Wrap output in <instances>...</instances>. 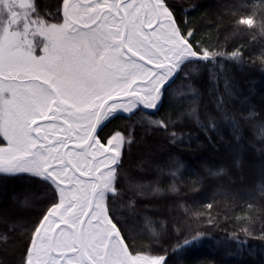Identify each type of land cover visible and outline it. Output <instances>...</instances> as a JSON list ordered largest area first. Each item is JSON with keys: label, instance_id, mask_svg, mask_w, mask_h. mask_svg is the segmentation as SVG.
Here are the masks:
<instances>
[{"label": "snow or ice", "instance_id": "obj_1", "mask_svg": "<svg viewBox=\"0 0 264 264\" xmlns=\"http://www.w3.org/2000/svg\"><path fill=\"white\" fill-rule=\"evenodd\" d=\"M167 2L170 10H173V18L179 21L177 27H180V23L185 25L186 31L182 30L180 35L187 37L188 43L192 45V51L186 56L178 58V63H172L167 72L161 70L155 76L144 81L143 86L147 90L140 93L131 108L122 109L117 113V115L122 113L127 116L130 121L129 125L124 129H114L113 133H109L107 137L100 136L103 126L96 130V136L102 144L106 143L107 139L111 138L117 131H120L124 137L119 148H116V145L110 146L115 151L109 154L112 157L114 173L109 196L112 197L113 205L118 202L120 208L114 209L112 206L106 205L108 218L113 226L110 237L112 251L121 254L118 264H148L149 261L152 264H173L169 253L183 251L193 243H212L215 240L214 237L208 235L207 231H200L196 228L189 231L180 226L179 218L187 217L189 223H192L194 222L193 218L197 219L200 215L194 213L192 209H187L186 212L179 210V200H187V197H179V192L183 191V187L178 188L177 186L187 174V170L194 169V174L189 175L196 176L202 185L205 184V172L211 175H219L224 172L223 167L213 170L207 160H202L197 165L186 153L179 150L178 145L186 142L185 137L189 143L197 136L193 137L190 132L177 133L175 131L177 126L182 125L183 119L173 121L172 131L169 133L171 138L164 140V143L172 150L160 153L133 154V148L137 144L139 120L144 119L145 114H147L146 118L150 120L149 127L164 131L169 129V123L163 118L164 116H180L178 111L175 113L164 111L159 123L151 119V117L161 114L166 91L169 93V99L173 106L180 105L183 107L185 100L191 102L190 111L187 115L194 117V126L204 129V132L200 134L203 135L205 142H209V145L215 139L211 135L213 131L218 130L222 124L230 127L231 135L226 143L237 145L241 152L245 146L251 148L261 160V173L264 176V105L257 110L255 105L249 104L247 108L242 107L239 112H235L228 107L224 95L227 93V98L243 97L240 100L243 105L247 101L245 93L251 95L256 90V85L248 77L245 76L243 80L238 82L233 73L235 67H247L250 63L252 67L264 68V42L261 43L259 49L255 46L252 47V52L258 51L259 53V63L256 64L253 63L256 58L252 52H249L248 59H245V45H248V40L244 39V44H241L240 39L234 37L244 35L255 40L257 33L264 36V11L256 14L253 12L254 7L264 4V0H258V3H254V0H238L237 8L233 9L236 13V18L233 20L236 28L232 33L225 36L219 48L213 46L211 49L207 46H200L203 42L196 38L197 29L189 26L190 17H193V13L197 12L200 3L197 0H191L190 3L183 5L173 4L171 0H167ZM177 10L181 14L179 17L176 14ZM58 14L63 19V0H60ZM257 14L260 16L259 27L256 23ZM148 67L155 71L154 65H148ZM229 69L232 71L230 72ZM248 71L251 72V68H248ZM261 75L264 77V71L261 72ZM157 77H159L158 80ZM153 80H157V82L153 83ZM205 80L209 87L206 92H202L196 85ZM178 81H181L182 87L187 90L186 96L177 97L175 95L176 90H173V85L177 86ZM138 84H140L139 81L133 84L131 90L139 91ZM221 84L223 87H220ZM205 96L209 98L210 104L202 109L201 104ZM212 99L216 102L212 103ZM205 133L207 134L205 135ZM219 139L224 141L225 136L219 135ZM0 148L4 149V159L0 161V175L25 178L24 183H18L9 189L0 191V243L5 245L10 242L15 243L14 237L20 233L22 239L18 249L19 259L18 262L13 261V264H34L32 259L33 233L38 226L39 219H42L43 213L31 220L30 224H26L23 222L29 216L26 206L30 200L48 195L51 197L48 201L49 206L59 203L60 186L53 183L46 174L42 175L34 171L25 158L24 150L11 144L8 139L0 137ZM73 148L74 143L69 142L68 149ZM233 162L239 166L240 159L238 157L233 158ZM58 165H62L63 169L79 176V173H76L72 166V160L63 158H57L54 163L50 164L48 172L55 175ZM165 170H169L171 175H165ZM81 171L84 169L81 168ZM177 173H179V178ZM161 176L165 181H175L171 187L177 195L170 197L174 201L171 213L166 209L160 211L158 207L160 202L156 199V193L159 192V189H154L153 185L158 182V178ZM62 179L66 184L69 182L68 177H62ZM39 185H43V187H38ZM212 206V203L207 205L208 209H211ZM117 212L122 218H118ZM90 215L91 210L87 213H81L85 222ZM157 215L163 216L164 221L153 219ZM77 219L79 220L80 217ZM145 221L149 224L162 225L167 230L166 238L160 240L154 229L149 230L144 226ZM207 222L209 224L214 223L211 215L208 216ZM29 228L31 232H28ZM150 231L157 239V247L141 250L132 247L137 233ZM25 235L26 238H23ZM39 239L40 237L37 236L36 240L39 241ZM229 239L237 240L238 247L235 249L225 248L224 254L228 257H234L242 252V246L247 241H240L236 234L230 236ZM223 244L224 241L219 240L213 246L220 249ZM0 264H4V261H0ZM203 264H207V262H203ZM213 264H217V261H214Z\"/></svg>", "mask_w": 264, "mask_h": 264}, {"label": "trees", "instance_id": "obj_2", "mask_svg": "<svg viewBox=\"0 0 264 264\" xmlns=\"http://www.w3.org/2000/svg\"><path fill=\"white\" fill-rule=\"evenodd\" d=\"M162 2L173 17V10H170L167 0H162ZM171 2L183 5L190 3L191 0H171ZM197 2L200 3V7L197 12L193 13V17H190L189 26L197 29L196 38L203 42L200 45L201 47L207 46L211 49L215 46L219 48L225 36L232 33L236 28L233 24L236 13H234L233 9L237 8L238 0H197ZM254 3H258V0H254ZM1 6H3L2 0H0V32L4 27L5 18H7L4 7ZM59 7L60 0H31V6L22 11L23 22H30L29 20L35 19L43 23H59L61 21V17L58 14ZM260 11H264V4H260L253 9L254 14ZM176 14L177 17L181 15L178 10ZM173 20L177 26L179 21L174 18ZM259 21L260 16L257 14V27H259ZM178 30L179 32L182 30L186 31L185 25L180 23ZM183 37L187 40L186 36ZM234 38L240 39L241 44H244V39L248 40V45H245V59H248V53L252 52L253 46L259 49L261 43L264 42V36L259 33H257L255 40L244 35ZM190 46L192 48V45ZM252 55L256 58L253 63L258 64V51L252 52ZM248 68H251V72L248 71ZM229 71L231 72L232 69H229ZM234 71L233 76L238 82L246 76L256 85V90L251 95L245 93L247 101L243 105L240 103L243 97L227 98V93H224L228 107L231 111L239 112L242 107L247 108L251 104L255 105L256 109L259 110L264 105V77L261 75L264 68L252 67L250 63L247 67H235ZM196 86L202 92H206L209 84L205 80L198 82ZM220 87H223V84ZM173 90H176L175 95L177 97L187 95V90L182 87L181 81L177 82V86L173 85ZM211 102L215 103L216 101L212 99ZM183 103V107H180V105L173 106L172 101L169 99V93L165 92L161 114L151 117V119L159 123L164 111H172L174 113L178 111L180 116H164L163 118L169 123L168 131H164L154 130L149 127L150 120L146 118L147 114H145V118L139 120L140 127L137 128V144L133 148V154L138 155L144 152L160 153L172 150L164 143V140L171 138L169 133L172 131L171 125L173 121L182 118V125L177 126L175 131L177 133L190 132L193 137L197 136L189 143L187 142V137H185L186 142L178 145L179 150L182 153H186L197 165L202 160H207L213 170L223 167L224 172L219 175H211L205 172V184L202 185L198 182L196 176L189 175L194 174L195 170L189 169L183 180H181L180 185L177 186L178 188L183 187V191L179 192V197H187V200H179V210L186 212L187 209H192L194 213L200 214L197 219L193 218L194 222L192 223H189L187 217L179 218L180 226L189 231L193 228L207 231L208 235L214 237L215 240L212 243H193L188 245L183 251L169 253L170 260L173 264H203V262L213 264L214 261H217V264H262V261H264V176L261 173V160L247 146L241 152L237 145L226 143L231 135V128L223 124L218 130L211 133L215 139L209 145V142H205L203 135L200 134L204 132V129L194 126V117L187 115L190 111L191 102L185 100ZM209 104L210 100L205 96L201 108L203 109ZM127 118L126 116L114 117L102 127L100 136L107 137L109 133H113L114 129H124L130 123ZM115 134L121 135L124 139L120 131L115 132ZM219 135H224L225 140L221 141ZM236 157L240 159L239 166L233 162V158ZM165 175H171V172L165 170ZM177 177L179 178V173H177ZM24 182L25 178L0 175V191ZM173 184H175V181H165L163 176H161L158 178V182L153 185L154 189H159V192L156 193V199L160 202L158 205L160 211L166 209L171 213L173 210L174 201L170 197L177 195L172 190L171 186ZM38 187H43V185ZM48 192H50V189H48ZM50 199V195L36 197L35 200H30L26 206V211L29 213L28 219L23 221L26 224H30L31 220L36 219L39 214L43 213V217L39 219L35 232L47 212L56 205L49 206L48 201ZM209 203L213 205L211 209L207 207ZM106 205L112 206L114 209L120 208L118 202L113 205L111 196L106 198ZM106 208L108 212V207ZM117 215L118 218H122L119 212H117ZM209 215L214 220L212 224L207 222ZM153 219L164 221V217L160 215L153 217ZM144 226L149 228V230L154 229L156 236L160 240L166 238L167 230L162 225L149 224L145 221ZM28 232H31L30 228ZM233 234L238 235L240 241L246 240L247 242L242 246L241 253L234 257H228L224 254V249L229 247L235 249L238 247L237 240L229 239ZM23 238H26V235ZM21 239V234L17 233L14 237L15 243L10 242L7 245L0 243V261H4V264H13V261L18 262V249L21 246ZM219 240L224 241L220 249L213 246ZM157 246V239L151 231L148 233H137L132 244V247L137 250L149 247L155 248Z\"/></svg>", "mask_w": 264, "mask_h": 264}, {"label": "water", "instance_id": "obj_3", "mask_svg": "<svg viewBox=\"0 0 264 264\" xmlns=\"http://www.w3.org/2000/svg\"><path fill=\"white\" fill-rule=\"evenodd\" d=\"M162 6L160 0H118L113 14L117 21V55L133 69L147 71L124 88L104 94L89 106L76 108L45 83L52 100L47 110L28 125L31 141L25 158L29 166L37 165L42 175L60 186V205L50 213L54 224L39 230L41 246L36 264H118L121 254L112 251L113 226L105 207L114 178L109 154L115 150L99 141L96 130L114 117L124 116L117 113L131 108L140 93L147 90L144 81L161 70L167 72L172 63L192 51L172 15L163 12ZM148 65H154L155 71ZM138 81L139 91L134 92L132 85ZM69 142L74 143L73 149H68ZM57 158L72 160L79 176L62 165L57 166L55 175L48 172ZM62 177H68L69 182L66 184ZM89 210L91 215L85 222L81 213Z\"/></svg>", "mask_w": 264, "mask_h": 264}, {"label": "rangeland", "instance_id": "obj_4", "mask_svg": "<svg viewBox=\"0 0 264 264\" xmlns=\"http://www.w3.org/2000/svg\"><path fill=\"white\" fill-rule=\"evenodd\" d=\"M160 1L162 11L170 13ZM67 2L63 0V19L59 23H43L35 19L23 22L22 11L31 6V0H2L7 18L0 32V135L24 152L31 141L29 123L44 113L52 100L45 83L63 100L83 108L147 72L133 69L118 57L115 20L90 23L84 9L75 13L72 2L68 15L71 25L64 14ZM78 18L81 27L75 26L79 24ZM122 141L121 135L115 134L106 144L119 148ZM3 153L0 148V161L4 159ZM30 167L40 173L37 165ZM59 205L60 201L47 212L33 236L34 264L41 246L36 237L41 228L54 224L50 213ZM114 261L117 262L116 257Z\"/></svg>", "mask_w": 264, "mask_h": 264}, {"label": "flooded vegetation", "instance_id": "obj_5", "mask_svg": "<svg viewBox=\"0 0 264 264\" xmlns=\"http://www.w3.org/2000/svg\"><path fill=\"white\" fill-rule=\"evenodd\" d=\"M72 2H74V6L76 7H73L75 13L78 14L81 12V9H84L86 11L84 15H87V18L90 20V23L95 24V22H97L104 24L110 18L116 21L113 14L117 11L118 0H68L64 10V14L65 18L67 19V22L71 25H73V22L72 20H70V17L68 15ZM135 9H137V6L135 7ZM78 19L79 24L74 25L78 27L83 26L82 23L80 24V18Z\"/></svg>", "mask_w": 264, "mask_h": 264}]
</instances>
